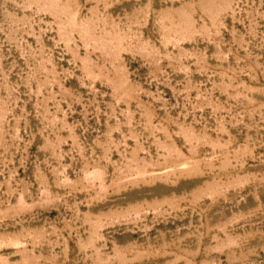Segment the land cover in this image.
Segmentation results:
<instances>
[{"label": "rangeland", "instance_id": "374dc122", "mask_svg": "<svg viewBox=\"0 0 264 264\" xmlns=\"http://www.w3.org/2000/svg\"><path fill=\"white\" fill-rule=\"evenodd\" d=\"M0 264H264V0H0Z\"/></svg>", "mask_w": 264, "mask_h": 264}]
</instances>
